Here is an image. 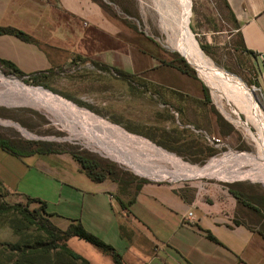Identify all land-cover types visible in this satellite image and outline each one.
<instances>
[{"label": "crops", "instance_id": "obj_1", "mask_svg": "<svg viewBox=\"0 0 264 264\" xmlns=\"http://www.w3.org/2000/svg\"><path fill=\"white\" fill-rule=\"evenodd\" d=\"M220 1L234 25L233 36L242 55L254 68L264 100V0ZM0 27L16 29L31 39L26 42L0 34V60L12 64L24 78L44 79L48 86L45 90L153 145L149 147L176 157L173 143L158 138L173 127L164 121L163 103L147 104L139 99L146 92L159 94L160 89L177 96L184 94L143 78L141 71L130 67L128 41L143 36L158 47L154 40L121 19L114 21L99 0H0ZM131 27L134 33H130ZM99 33L101 48L96 52L91 49H97L94 36ZM108 37L115 48L106 47ZM98 53L101 60L95 63ZM161 61L157 66H166ZM67 75H74L70 77L73 80ZM98 77L104 80L99 89H78L80 80L88 78L91 83ZM111 78L114 80L109 83ZM54 85L59 91L51 90ZM96 90L110 97L95 99L92 106L81 101L93 97ZM91 97L87 98L89 103ZM199 105L205 106L203 102ZM202 106L195 115L199 120L195 125L180 127L212 129L218 135L216 122ZM167 116L174 124V117ZM105 137L114 142L112 137ZM123 147L117 149L126 151L131 159L142 162V156H148L144 151ZM0 151L4 156L0 158V180L9 192L44 202L48 220L59 230L78 222L86 232L112 247L122 264H264V196L249 185L236 183L224 189L209 186L195 191L186 183L137 172L148 176L147 180L133 184V190L123 197L110 181H91L67 153L16 157ZM104 255L92 251L90 264H114L109 255L110 259Z\"/></svg>", "mask_w": 264, "mask_h": 264}, {"label": "rangeland", "instance_id": "obj_2", "mask_svg": "<svg viewBox=\"0 0 264 264\" xmlns=\"http://www.w3.org/2000/svg\"><path fill=\"white\" fill-rule=\"evenodd\" d=\"M99 1L102 6H104L107 14L109 16L112 15L114 21L121 19L122 22L124 21L130 26L136 27L135 30L137 33L151 38L158 45V47L153 45L148 42L145 37L143 38V36L135 37L133 40L130 39L128 42L130 43L129 51L131 69L136 72L141 71L140 73H143V78L153 80L156 83L161 84L164 88L184 94L177 96L176 94L169 93L165 89H160L159 94L150 95L146 92V95H140L139 100L145 101L147 104H151L152 102L165 103L160 105V108L163 107L162 115L164 121L168 122L170 125L172 124L173 127H170L171 129L167 128V132L162 133V136L159 135L158 138L169 142V144L173 143L171 145L176 147L174 149L176 159L180 161L183 166H195L204 168V170L215 168L214 170L217 169V172L222 169H235L236 171L240 170L244 172V174L237 173L236 175L227 178H217L211 175L199 177V175L187 172L185 173V178H194L196 176V179L177 181V183L189 184L195 191L198 189H200V191L204 190L209 186H217L224 189L227 186L242 183L246 186L249 185L264 196V180L259 179L258 177L255 178L256 176L254 177L253 175H247V173L251 171L250 165H248V163H244V165L243 163H240L243 162V158L241 159L242 155H249L253 151L251 143L247 140L241 128L235 126L230 120H227L224 117L215 103L216 100L220 103L223 102L225 109L237 115L243 120V122H247L244 113L239 106L241 105L242 107L245 102H243V100L229 99L228 96L222 92L219 93V97H215L209 90L210 88L199 79L198 73L188 64L187 60L177 51L168 48L166 45V33L163 32L160 24H163V27L166 30L168 29L165 26L164 19L160 15L162 13L159 10L156 11L153 0ZM185 2L189 14L188 26L190 31L194 35L199 47L200 43L208 45L209 47L208 53H205L200 48L205 59L212 62L217 68L222 69L230 77L234 78L241 88L251 91L252 94H254L255 102L264 113V100L258 89L256 73L249 58L242 55V50L234 39V25L229 19L227 13H225L221 1L185 0ZM105 30L108 32L107 29ZM129 30L130 33H134L135 31L132 27L129 28ZM94 39L97 41V49L92 48L91 50L97 52V50L101 48L102 35L99 33L94 36ZM105 41L106 47H110V49L115 48V43L112 44L113 41L110 37L105 38ZM99 54L100 53L95 54V58L97 59L95 63H98V60H101ZM161 59L170 62L173 66L180 65L179 59L184 60L187 66L194 71V77L183 75L175 68L169 66L158 67L157 65L160 64ZM95 69L98 70L99 68L95 67ZM0 72L5 74L1 68ZM72 76L74 75H67V79L73 80L70 79ZM26 79L27 78H24V80H22L23 82H20L26 86H40L46 89L45 86L47 85L44 79L42 80L39 77L36 81L31 83H26ZM92 79L89 78V80ZM86 80H88V78L82 79L78 82L77 87L79 90L86 89L88 86H92L91 89L93 87L99 89V87L104 84V80L101 77L92 80L91 83H88ZM112 80L114 79L111 78L108 82L112 83ZM226 85L231 92H236L237 88L235 85L230 82ZM144 86H146L145 90L147 91V84L144 83ZM51 88L54 92L59 91L57 85H54ZM203 88L206 92H204ZM6 89L7 88L0 84V90L7 92L9 89ZM219 91L223 90H218V92ZM41 92L46 93L45 91ZM102 92L103 91L96 90L92 93L93 97L89 95L81 98V101H86L87 106H92L95 104V99L104 100L105 97H110V95H106V92ZM88 97H91V103H89V99L87 100ZM199 102H207L210 111L205 109L208 107L206 103L205 106H198ZM175 104L187 106L189 109L191 108L189 118L184 120L181 115L177 117L171 109L176 107ZM200 106H202L206 112H209L212 121L216 122L218 135L211 131L212 129L207 130L208 132L198 133L192 131L194 129L191 127L194 126L187 125L190 129L183 128L186 123L195 125L194 123L199 121L194 118L195 115L197 117V114L200 113L196 110ZM106 109L110 110V107H107ZM168 114L174 117V124L167 116ZM198 117L200 116L198 115ZM204 117H207L206 113ZM58 119L59 121L56 120V117L54 118L50 110L44 108L26 105H6L0 103V142H6L7 144L8 142H16L20 145L19 149H21V147L27 149V147L30 146L37 147L36 145H40L43 149L46 147L64 151V153H67L70 156L76 154L89 160L93 159L98 167L96 170L97 173H100L98 171L102 169L109 170V179L107 180L116 185L117 193L123 197H126L124 194L128 193L129 190H133V184L136 183V180H147L148 176H140L137 172L146 173L148 175L156 174L157 170H154V168L158 169V163L155 162L154 164L156 166H152L148 164L144 158H142V162H140L139 159L134 160L129 156H125L127 152L120 151L124 146L121 142L113 139L114 142L112 141L113 143L111 142V144L109 141L108 144L107 140L95 137L88 131H92L93 128L91 126H86V124L82 125L81 121L73 120L66 116H58ZM180 124H182L183 127H180ZM88 132L92 136L85 134ZM115 133L119 134L117 131H115ZM105 135L107 134L102 133V136ZM213 137H217L219 142L213 141ZM2 156L3 154L0 151V158H2ZM158 176L164 177L161 174ZM169 176L177 178L179 176L181 177V174L175 172ZM165 177H168V175H165ZM0 194L2 195L3 201L9 205L21 204L27 207L29 211L39 210L38 204H27L19 195L6 191L5 189L0 188ZM39 214L41 215L40 211ZM10 216L11 214L6 215L5 217H0V243H15L18 241V236L14 234L16 227L18 231L17 233H27L26 235H28L29 238L34 236V233H38V235H41L39 233H44L43 231L34 230L31 226L26 228L25 224L24 227H22L20 222L11 223V221L14 220H12ZM66 245L73 252L88 259V261H92V251L98 254L103 253L97 247L77 237L69 238ZM104 256L107 259H110L109 256Z\"/></svg>", "mask_w": 264, "mask_h": 264}, {"label": "bare ground", "instance_id": "obj_3", "mask_svg": "<svg viewBox=\"0 0 264 264\" xmlns=\"http://www.w3.org/2000/svg\"><path fill=\"white\" fill-rule=\"evenodd\" d=\"M153 4L156 11L159 10L162 13L160 15L164 19L165 26L168 29L166 30L163 27L164 25L160 24L163 32L166 33V45L168 48L177 51L187 60L188 64L196 70L202 82L210 88V91L215 97H219V93L222 92L225 93L229 99L243 100V102H245L242 107L241 105L239 106L247 122H243L237 115L225 109L223 102L220 103L218 100L215 101L224 117L230 120L235 126L241 128L245 137L253 147V151L249 155L241 156L243 162L240 163H243V165L244 163H248L251 167V171H249L247 175H253L260 179H264V113L255 102L254 94H252L251 91L241 88L234 78L230 77L222 69L217 68L212 62L205 59L194 35L189 29V14L185 0H153ZM229 82L237 88L235 93L228 89L226 84ZM0 84L9 89H6L7 92L0 90V103L44 108L50 110L54 118L56 117L58 121V116H66L70 119L81 121L82 125L86 124V126L89 125L94 129L88 131L95 137L107 140L105 136L99 135L106 133L108 136L112 137V139L121 142L125 147L144 151L142 153L148 156L142 157L152 166H156L154 164L155 162L158 163V169L154 168V170L157 169V172L159 171V174L163 176L175 172L180 173L183 178H185V173L187 172L199 175V177L211 175L217 178H227L237 173L244 174L243 171H236L235 169H222L217 172V169L214 170L215 168L204 170V168L195 166H183L176 157L168 156L153 149L149 147V143L127 135L120 129L111 127L82 109L76 108L72 104L63 100L59 101L51 97L48 93H43L40 90L28 87L15 78L4 77L0 74ZM218 90H223L224 92H218ZM114 130L118 131L117 133L119 134H116ZM89 132L85 134L92 136ZM107 143L109 144L108 141Z\"/></svg>", "mask_w": 264, "mask_h": 264}, {"label": "trees", "instance_id": "obj_4", "mask_svg": "<svg viewBox=\"0 0 264 264\" xmlns=\"http://www.w3.org/2000/svg\"><path fill=\"white\" fill-rule=\"evenodd\" d=\"M0 34L13 35L26 42L31 41L30 37L10 27H0ZM200 48L205 53H208V45L200 43ZM161 64L175 68L183 75L194 77V71L187 66L184 60L179 59L180 65L178 66H173L170 62L164 60L161 61ZM0 68L5 74H13L23 77V74L20 71L6 61L0 60ZM36 80L37 78L35 77H28L25 82L31 83ZM203 90L206 92L204 88ZM8 144L6 142H0V149L16 157L31 156L35 154L64 153V151L46 147L43 149L40 145H36L37 147H31L28 145L30 147H27V149L23 147L19 149L20 145L16 142H8ZM71 157L79 164L82 172L91 181L102 182L109 179V170L102 169L98 171L100 173H97L96 170L98 167L93 159L89 160L76 154H72ZM135 182L142 183L145 182V180H136ZM0 188L8 191L1 180ZM19 196L23 198L27 204H38L39 210L29 211L27 207L21 204L9 205L3 201L2 195L0 194V217H5L6 215L11 214L10 218L14 220L11 221V223L20 222L22 227H24L25 224L26 228L31 226L34 230L43 231L44 233H39L41 235L34 233V236L29 238V236L26 235L27 233H17L18 231L16 227L14 234L18 236L19 240L15 243H0V264H90L87 259L73 252L66 245L67 240L71 237H77L97 247L103 253L109 255L114 264H122L121 256L112 247L86 232L78 222H72L66 230H59L49 222V214L45 210L46 206L44 202L25 195ZM120 204L123 207L126 206L121 201ZM39 211L41 215L39 214Z\"/></svg>", "mask_w": 264, "mask_h": 264}, {"label": "water", "instance_id": "obj_5", "mask_svg": "<svg viewBox=\"0 0 264 264\" xmlns=\"http://www.w3.org/2000/svg\"><path fill=\"white\" fill-rule=\"evenodd\" d=\"M261 59H262V62H263V65H264V55H261ZM1 73V72H0ZM2 74V73H1ZM4 77H9V78H15V79H17V80H19V81H21V82H23L22 80H24V77H17L16 75H13V74H7V75H5V74H2ZM25 85V84H24ZM28 87H31V88H34V89H39V90H41V91H45L46 93H48L51 97H53V98H55V99H58L59 101H61V100H63V101H66L65 99H63V98H61V97H59V96H57V95H54L53 93H51L50 91H48V90H45L44 88H42V87H40V86H36V87H33V86H28ZM66 102H69V101H66ZM69 104H72L73 106H75L72 102H69ZM76 108H78V109H81V108H79V107H77V106H75ZM83 110V109H82ZM83 111H85V110H83ZM85 112H87V111H85ZM159 172V171H158ZM155 175H159V173H157L156 172V174ZM163 176V175H162ZM164 178H165V180L166 181H170V182H177V181H183V180H189V179H196V178H183V177H177V178H175V177H172V176H169L168 175V177H165L164 176ZM197 178H199V177H197Z\"/></svg>", "mask_w": 264, "mask_h": 264}, {"label": "flooded vegetation", "instance_id": "obj_6", "mask_svg": "<svg viewBox=\"0 0 264 264\" xmlns=\"http://www.w3.org/2000/svg\"><path fill=\"white\" fill-rule=\"evenodd\" d=\"M206 103V105L208 106V103L207 102H205ZM204 103V104H205ZM163 104H165V103H163ZM186 108H183V107H175V108H171L172 110H173V112L177 115V117H179L180 115L181 116H183V119L185 120L186 119V114H191L190 113V111H191V108L189 109V108H187V106H185ZM207 109L210 111V108H209V106L207 107ZM193 110L195 111V109L193 108ZM197 111L198 110H200L199 108L198 109H196ZM202 114H204V113H202ZM193 132H200V133H204V132H206L207 130H202L201 128H198V127H196L194 130H192ZM208 132V131H207ZM218 142H219V140H218Z\"/></svg>", "mask_w": 264, "mask_h": 264}, {"label": "built area", "instance_id": "obj_7", "mask_svg": "<svg viewBox=\"0 0 264 264\" xmlns=\"http://www.w3.org/2000/svg\"><path fill=\"white\" fill-rule=\"evenodd\" d=\"M213 141H215V142H218V140H213ZM189 216H191V214L189 213Z\"/></svg>", "mask_w": 264, "mask_h": 264}]
</instances>
